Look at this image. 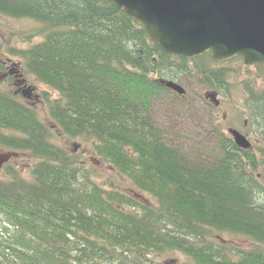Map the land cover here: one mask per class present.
Returning a JSON list of instances; mask_svg holds the SVG:
<instances>
[{"label": "trees", "instance_id": "trees-1", "mask_svg": "<svg viewBox=\"0 0 264 264\" xmlns=\"http://www.w3.org/2000/svg\"><path fill=\"white\" fill-rule=\"evenodd\" d=\"M0 16L38 25L41 42L6 52L57 95L45 97L47 126L0 91V151L35 160L26 177L11 163L0 172V264H157L153 257L170 252L194 264H264V64L253 66L260 86L240 83L258 137L252 148H237L211 122L199 129V147L186 149L167 142L152 111L174 99L187 106L186 95L160 84L184 75L225 97L228 72L209 68V54H163L106 0H0ZM53 129L83 142L152 203L99 184L52 144ZM223 234L251 247L233 248Z\"/></svg>", "mask_w": 264, "mask_h": 264}, {"label": "rangeland", "instance_id": "rangeland-1", "mask_svg": "<svg viewBox=\"0 0 264 264\" xmlns=\"http://www.w3.org/2000/svg\"><path fill=\"white\" fill-rule=\"evenodd\" d=\"M36 28L38 25L31 20H17L0 16V64L5 68L0 73V91L12 94L18 101L32 108L40 120L45 125L50 126L45 97L50 100L54 99L57 97L56 93L38 83L34 77L26 74L22 61L10 57L6 52L11 48L27 49L41 42V38L32 32ZM30 35L32 36L30 37ZM208 66L212 69H225L228 72L227 83L229 86L225 93L226 96L217 93L220 105L218 107L210 105L204 99V93L208 87L198 82L196 77L184 75L178 78V81L172 82L186 91V99L183 102H186L187 106L175 99L156 104L152 111L153 122L165 132L169 144L186 149L192 146L199 147V133L201 132L199 129L207 127L211 122L219 125L226 136H228L227 129L232 128L246 136L251 144H254L258 141V137L253 133V129L247 121L240 83L256 81L257 86H260L261 71L253 66H245L240 59L234 60V58L222 63L212 62ZM18 71L22 74L25 84L32 89L29 96L25 92L21 94V87L15 82L14 76L17 75ZM18 89L20 93H16ZM202 100H205L211 107ZM51 142L56 147L76 155L89 171L95 172L99 184L125 193L140 202L152 203V199L148 195L137 191L123 175L118 174L114 169L112 171L107 164L95 157L90 148L87 145L86 147L80 140L64 137L56 129H53ZM34 163L35 160L24 153H19L18 157L11 161V164L16 166L24 177L28 175L29 168ZM257 177L264 189V167L258 170ZM1 231L4 232V229L2 230L0 222ZM212 237L213 235L210 234V238ZM221 238L226 244L236 249L247 250L251 247L250 241L239 236L223 234ZM152 259L157 264H194L189 258L177 252H170Z\"/></svg>", "mask_w": 264, "mask_h": 264}, {"label": "water", "instance_id": "water-1", "mask_svg": "<svg viewBox=\"0 0 264 264\" xmlns=\"http://www.w3.org/2000/svg\"><path fill=\"white\" fill-rule=\"evenodd\" d=\"M138 21L149 41L165 55L193 59L209 53L213 62L240 57L243 65L264 64V0H106ZM178 96L185 90L172 81H160ZM204 98L219 106L215 93ZM234 145L249 150L250 142L228 129ZM0 153V170L16 158Z\"/></svg>", "mask_w": 264, "mask_h": 264}, {"label": "flooded vegetation", "instance_id": "flooded-vegetation-1", "mask_svg": "<svg viewBox=\"0 0 264 264\" xmlns=\"http://www.w3.org/2000/svg\"><path fill=\"white\" fill-rule=\"evenodd\" d=\"M11 72V71H10ZM14 78H16V80H15V82H16V84L17 85H19L20 87H21V94L23 93L24 94V92L29 96L30 94H31V91H32V89H30V87L28 86V85H26L25 84V81L23 80V78H22V74L21 73H19V71H18V73H17V75H15L14 76ZM27 89H29V90H27ZM20 90L18 89L17 91H16V93H20ZM206 92H209V93H215L216 94V96H217V92H214V91H211V90H207ZM26 95V96H27ZM22 96V95H21ZM205 101V100H204ZM206 101H208V100H206ZM205 101V102H206ZM209 102V101H208ZM209 104L210 105H213L214 106V104H212V103H210L209 102ZM209 104L207 103L206 105L207 106H209ZM219 105H220V102H219ZM209 107H211V106H209ZM228 130V129H227Z\"/></svg>", "mask_w": 264, "mask_h": 264}]
</instances>
